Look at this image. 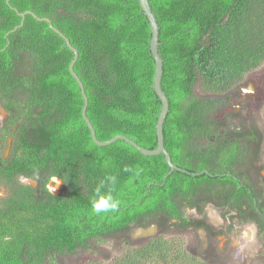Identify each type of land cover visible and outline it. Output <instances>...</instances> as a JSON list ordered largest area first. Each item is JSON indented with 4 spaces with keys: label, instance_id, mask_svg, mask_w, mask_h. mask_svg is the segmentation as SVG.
I'll return each mask as SVG.
<instances>
[{
    "label": "trees",
    "instance_id": "trees-1",
    "mask_svg": "<svg viewBox=\"0 0 264 264\" xmlns=\"http://www.w3.org/2000/svg\"><path fill=\"white\" fill-rule=\"evenodd\" d=\"M149 3L170 108L164 145L189 174L168 175L162 154L145 156L122 140L95 144L70 73L73 52L30 14L20 26L19 13L48 18L76 49L74 71L100 142L121 135L154 150L161 101L138 0H0V105L8 114L0 122V169L11 183L0 202V264H57L113 245L119 254L107 257L110 264H205L173 235L207 227L206 204L224 219L237 212L264 239V192L251 176L264 160V134L218 118L224 96L264 63V0ZM21 176L38 186L22 185ZM255 176L263 177L258 169ZM53 178L63 183L57 196L48 188ZM107 194L119 205L97 214L93 202ZM153 225L158 233L134 244L133 233Z\"/></svg>",
    "mask_w": 264,
    "mask_h": 264
},
{
    "label": "rangeland",
    "instance_id": "rangeland-1",
    "mask_svg": "<svg viewBox=\"0 0 264 264\" xmlns=\"http://www.w3.org/2000/svg\"><path fill=\"white\" fill-rule=\"evenodd\" d=\"M253 87L252 92H247V87ZM196 93L198 95H201L199 86L196 87ZM237 91V92H236ZM241 92L244 93V96H241ZM236 93V95H235ZM226 101L227 98V104L226 107H233L232 103L237 105L235 103V99L239 100L244 97V101L241 102V110L240 112L233 118V122H235L240 129H247L252 126H255L260 134H264V63L257 69L251 71L248 73L243 80L236 85V90L231 92L230 94L225 95ZM237 97V98H236ZM239 106V105H237ZM242 107H247V109H243ZM246 113V114H244ZM6 113H4V110L2 109L0 105V122L2 121V118ZM264 142V137L261 138ZM263 163L260 164L262 167V170H264V160L263 158L260 159ZM254 171V170H252ZM257 181H261L257 179ZM209 212V211H207ZM188 215L191 217L196 216V213L194 211L188 212ZM213 217L210 219L209 215L206 214L208 224L210 223L212 226H217L219 221L218 214L212 210ZM198 218V217H197ZM250 231L245 229H239V232L237 236L239 238H236V235L234 233H228L229 238L231 237V241H226L223 243L217 242L216 239L208 236L201 232V231H192V230H184V231H178L181 233L174 234V238H179L182 240V243L184 244V248L187 250L190 255L198 258L201 262H206L207 264H214L216 257L218 254H221L222 252H230L231 250H236V252L239 254V256L235 257L233 254L230 259H228V264H264V239L262 241L257 240V237L255 235L256 229H252L249 227ZM135 231L133 233L134 244H141L144 242V240L149 239L152 236L136 233ZM136 233V234H135ZM158 233V229L156 234ZM155 234V235H156ZM229 244L227 245V243ZM227 245V246H226ZM244 246L247 248L246 255L247 257L243 255L244 253ZM236 248V249H235ZM117 247L114 245L111 247H105L100 246V253L98 254H90L85 253L82 254L76 258L74 257H60L55 259L57 264H89L91 261L99 260L103 261V264H110V261L106 260L109 259L107 257L111 256L113 253L115 255L119 254L117 252ZM220 264H223V260H218Z\"/></svg>",
    "mask_w": 264,
    "mask_h": 264
},
{
    "label": "water",
    "instance_id": "water-1",
    "mask_svg": "<svg viewBox=\"0 0 264 264\" xmlns=\"http://www.w3.org/2000/svg\"><path fill=\"white\" fill-rule=\"evenodd\" d=\"M138 1L140 4V7L142 9V12H143L144 16L147 18V20L149 22V26H150V31H151L150 51H151V54H152V57H153V60L155 63V74H154V79H153V89L155 91V94L158 96V98L161 101V110H160V114H159L157 124H156L157 147L154 150L144 149V148L140 147L134 141L130 140L129 138H127L125 136H121V135L116 136L109 141L100 142L97 139L96 131H95L94 127L92 126L90 120L87 117L88 97L85 93L84 85H83L82 81L80 80V78L78 77V75L74 71V64H75L76 59L78 57V53H77L76 49H74V47L70 44L69 40L62 34V32L53 26L52 22L48 18H39L37 15H35L31 12L19 13V15L23 18L20 26H22L24 24L25 16L27 14H30L37 21H42V22L48 23L50 28L53 31H55L66 42L69 49L73 52L75 57H74V60L72 61V63L70 64V73L75 78L76 82L78 83V85L80 87L81 95H82L83 100H84L82 115H83L85 123L87 124V126L91 132L92 140L95 142V144H97L98 146L104 147V146H108V145H110V144H112L118 140H122V141L128 143L129 145H131L133 148H135L137 151H139L141 154H143L145 156H156V155L162 154L165 157V160H166V162L170 168L168 175H170L174 171L189 174V172H187L186 170L180 169L172 163L171 157H170V155H169V153L166 150L165 145H164L163 127H164V123H165V120H166V117L169 113L170 108H169L168 97L166 96L165 92L162 89L163 59L161 58V55L159 53V45H160L159 44V24H158V21H157L155 14L151 8L149 0H138ZM17 29H18V27H16L13 31H16ZM203 173L208 174L207 171H205ZM203 173H201V174H203ZM201 174H194V176L201 175ZM52 183H55L57 185L58 191H55L54 188L52 187V188H50V192L53 195H58L59 190L63 188V183H62L61 179H59V178H54L52 180ZM157 229H158L157 226H151L148 228H140V229L136 230L137 231L136 233L139 232L143 235L145 234V236L146 235L152 236V234L153 235L156 234Z\"/></svg>",
    "mask_w": 264,
    "mask_h": 264
},
{
    "label": "flooded vegetation",
    "instance_id": "flooded-vegetation-1",
    "mask_svg": "<svg viewBox=\"0 0 264 264\" xmlns=\"http://www.w3.org/2000/svg\"><path fill=\"white\" fill-rule=\"evenodd\" d=\"M246 90H247V92H252L254 89H253V87L249 86V87H247ZM235 95H236V93H235ZM241 96H244V93L241 92ZM228 99L229 98H227V101H228ZM242 101H244V97H242V99H239V100L235 99V103H237V105H239V106H237L234 103H232L233 107H225L224 108V112L221 113L220 115H218L219 119L226 118V119L229 120V122H227V124L229 125L230 128H235L236 126H238L235 122H233V118L240 112V110H241L240 106H241V102ZM242 108L243 109H247V107H242ZM4 113H6L5 114L6 116H4L2 118V120H4L7 117V115H8L7 112H5V110H4ZM244 114H246V113H244ZM7 152H8V150L6 149L5 154H4L5 157L8 154ZM262 163H263L262 161H258V164L255 166L256 170L252 171L253 173H251V176L253 178H255L256 180L257 179L261 180V181H256L254 183L255 187H257L260 190L261 194H262V192H264V170H262V167L260 165ZM257 169L260 170V175L263 176V177L255 176V173L257 172ZM2 170H3V168L0 169V202L3 199L7 198L8 194L10 193V184H11L9 182V180L7 179V177H5V172L2 171ZM52 180L50 181V183L48 185L49 190H50V188L53 187L55 191H58L57 185L55 183H52ZM19 181L24 186H29V187H32V188H36L38 186V183L35 180H33L31 178L24 177V176H21L19 178ZM62 189L59 190V194H60ZM55 196H57V195H55ZM204 209H205V213L209 215L210 219H212V217L214 215V214H212V210L215 211L218 214L217 216L220 215L219 216L220 217L219 221H217L218 225L217 226H212L210 223L209 224L207 223V227H199V228L191 227V228H189L187 230L201 231V232L205 233L207 235V237L210 236V237L216 239L217 242L218 241L220 243L222 242V245H223L224 242H226V241L230 242L231 239H232L231 237L229 238V236H230V235H228L229 232L230 233H234L236 235V238H239L237 236V234L239 232V229L242 228V229L250 231V229H248L249 227H251L252 229H254V227H255V229H256V237H257V240H258L257 226L255 224L251 223V222H248V221L245 223L244 222L245 220L241 217V215H238L237 212H235V215H237L238 217L237 218L234 217V220H231V219H228V218L224 219V217H222V214H221L219 208H216L213 204H206ZM191 211H194L196 213V216L192 217L193 219L198 220V219L201 218V216L198 215V213L195 211V209L194 210H190V209L186 210L187 213L191 212ZM207 211H209V212H207ZM198 216H200V217H198ZM178 233H181V232H178ZM134 236L135 235H133V239H134ZM229 242L227 243V245L229 244ZM236 250L238 251V249H236ZM236 250H231L230 252H222L221 254H218L214 264H220V262L218 260H223L224 261L223 264H228V259H230L233 254L235 255V257L239 256V254L236 252ZM243 250H244L243 255L246 258L247 257V255H246V252H247L246 246H244ZM203 263L207 264L206 262H203Z\"/></svg>",
    "mask_w": 264,
    "mask_h": 264
},
{
    "label": "clouds",
    "instance_id": "clouds-1",
    "mask_svg": "<svg viewBox=\"0 0 264 264\" xmlns=\"http://www.w3.org/2000/svg\"><path fill=\"white\" fill-rule=\"evenodd\" d=\"M152 8V7H151ZM155 14V13H154ZM250 73V72H249ZM247 75V74H246ZM245 75V76H246ZM244 76V77H245ZM240 83V82H239ZM238 83V84H239ZM236 90V86L235 88L233 89V91ZM231 91V92H233ZM230 92V93H231ZM228 93V94H230ZM113 183L115 182V177H110L109 178ZM119 205V201L114 199L111 194H107L106 196H103L101 197L100 199L96 200L93 202V210L97 213V214H100V213H104V212H108V211H114ZM153 226H156V225H153ZM256 235V233H255ZM257 236H258V231H257ZM260 241H262V236H258Z\"/></svg>",
    "mask_w": 264,
    "mask_h": 264
}]
</instances>
